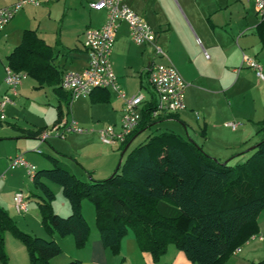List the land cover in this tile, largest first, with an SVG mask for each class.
I'll list each match as a JSON object with an SVG mask.
<instances>
[{
	"label": "crops",
	"instance_id": "1",
	"mask_svg": "<svg viewBox=\"0 0 264 264\" xmlns=\"http://www.w3.org/2000/svg\"><path fill=\"white\" fill-rule=\"evenodd\" d=\"M16 1L0 0V7ZM47 1L41 0L36 6L48 3L46 22L51 25L57 21L60 24L58 33L50 26L49 29L40 27V22L36 28L25 27V24H30L31 4L25 5L26 11L16 16L23 8L19 10L0 32V99L4 96L11 99L4 108L5 120H0V124L8 123L10 126H5V129L14 126L21 131L20 136H34L40 142L51 136L63 138L60 143L49 142L50 154L47 157L52 156L67 165L79 179L89 181L108 177L116 169L124 148L125 152L128 151L135 146L132 144L136 139L139 143L151 132L173 131L194 141L218 161L231 160L233 163L244 161L248 152L264 138V79H258L254 70L243 63V56L254 58L264 71V23H261L252 0H168L172 15L164 18H157L143 7L136 10L129 2L132 9L157 32L155 43L166 56L154 58L153 46L132 42L127 26L121 23L110 55L118 85L127 96L142 93V107L155 101L147 79L148 66L153 60L171 63L187 83L185 108L177 113L160 114L152 119L149 127L137 130L126 143L113 145L103 144L97 132L106 125H113L116 129L120 125L124 100L111 88L94 89L87 96L71 100L66 106V100L70 98L62 88L56 91L48 85L38 87L33 78L26 76L28 82L21 81L17 93L13 94L3 81L7 56L20 43L25 29H35L52 47L55 54L53 63L61 72L85 68L87 55L82 44L83 32L87 27L101 26L105 21V10L90 8L88 2L91 0ZM41 91L43 95L40 98L36 95ZM22 96L25 97L23 105L30 102L31 96L33 103L44 109V113L50 112L51 105L55 112H50V118H46L49 122L35 124L27 121L20 126L8 121L6 118L16 119L17 102ZM70 120L92 131L67 132L64 137L59 136L55 128ZM228 122L239 124L233 129L227 125ZM21 156L34 169H40L33 163L38 164L36 156ZM18 167L28 172L25 165ZM16 180L13 186L6 185V191L11 193L9 200L4 201V192L0 190V206L19 228L32 235L55 240L60 245L61 253L53 257L50 264H65L73 260H79L80 264H198L190 262L174 244H169L166 252L155 260L140 248L132 230L122 237L117 252L104 247L95 221V209L88 199L82 200V213L90 233L84 246L78 248L71 235L60 236L44 229L37 191L32 194H37L38 206L27 201V211L30 212L15 211L12 198L16 191H21L18 189L21 181ZM8 181L6 177L3 183ZM45 182L55 195L51 202L53 211L61 216L69 215L70 206L61 188ZM31 186L34 187L32 180ZM22 222L27 228L21 225ZM237 248L240 251L232 253L221 264H248L264 257V208L256 220V233ZM5 251L7 264H31L26 248L10 232L5 235Z\"/></svg>",
	"mask_w": 264,
	"mask_h": 264
},
{
	"label": "trees",
	"instance_id": "2",
	"mask_svg": "<svg viewBox=\"0 0 264 264\" xmlns=\"http://www.w3.org/2000/svg\"><path fill=\"white\" fill-rule=\"evenodd\" d=\"M264 23V20L261 21ZM52 47L35 29H25L20 43L7 56V66L33 78L38 87L60 91L63 72L53 61ZM71 100H66L69 106ZM155 101L141 107L137 127L152 124ZM264 123V122H263ZM53 166L34 169L31 180L40 191L41 223L48 233L71 235L76 247L86 243L90 227L82 213V200L95 209V221L104 247L119 250L122 237L132 230L144 251L157 260L169 244L190 262L221 264L247 238L256 233V220L264 208V138L242 162H220L194 141L173 131L151 132L124 153L108 177L83 181L70 168L48 156ZM45 181L60 186L70 213H55V195ZM10 232L26 248L31 264H50L61 253L52 239L22 231L0 206V262L7 264L5 235ZM65 264H80L73 260ZM248 264H264V257Z\"/></svg>",
	"mask_w": 264,
	"mask_h": 264
},
{
	"label": "built area",
	"instance_id": "3",
	"mask_svg": "<svg viewBox=\"0 0 264 264\" xmlns=\"http://www.w3.org/2000/svg\"><path fill=\"white\" fill-rule=\"evenodd\" d=\"M260 20H264V0H252ZM41 0H17L16 2L0 7V32L8 21L25 5H39ZM88 5L92 9L105 10L104 23L99 27H87L83 32V48L87 55L86 66L81 71L67 70L63 72L60 86L75 100L89 95L97 88H111L117 96L124 100V109L119 128L106 125L98 129L103 144L113 145L123 143L137 127L141 117V105L144 95L138 93L127 96L117 83L116 75L112 69L110 55L115 42L116 34L121 23L127 26L128 35L137 45L149 44L153 46V57H165L162 48L156 45L157 32L136 12L129 4V0H91ZM208 57L207 54H205ZM243 63L252 68L258 79H264L262 66L254 59L243 56ZM27 75L22 71H14L5 67L3 81L8 89L17 93V88ZM148 83L155 95V107L151 112L152 118L162 113H177L185 108L184 90L187 85L179 71L171 63L152 61L147 68ZM11 99L4 96L0 99V120H5L4 108ZM238 122H228L231 128H236ZM92 131L80 127L74 120L64 122L55 128V132L64 137L67 132L85 133ZM46 135H43L45 138ZM12 166L25 165L28 173L32 175L34 167L27 164L21 155L9 158ZM14 209L17 213H24L28 209L27 200L22 191L14 193ZM261 238V237H260ZM240 251L236 248L233 253Z\"/></svg>",
	"mask_w": 264,
	"mask_h": 264
},
{
	"label": "rangeland",
	"instance_id": "4",
	"mask_svg": "<svg viewBox=\"0 0 264 264\" xmlns=\"http://www.w3.org/2000/svg\"><path fill=\"white\" fill-rule=\"evenodd\" d=\"M51 0H48L47 2H50ZM55 1V0H52ZM56 2V1H55ZM130 4L136 9L139 10L140 8L142 9H147L149 12L151 11L154 13L157 18H164V17H170L172 15V11L169 7L168 0H130ZM48 3L44 4L41 3L40 6L36 5H30V24H25L26 28H36L37 25L40 22V27H46V29H49L52 27V29L55 31V33H58L59 26L60 24L55 21V23H49L46 22L48 19ZM26 11L25 8H23L18 14H21V12ZM15 16V17H16ZM26 21V19H23V22ZM27 23V22H26ZM28 25V26H27ZM50 26V27H49ZM41 28V29H42ZM53 31V33H54ZM22 81L28 82L25 80V78L22 79ZM30 89H28L29 91ZM43 95V91L37 93L36 96L40 97ZM30 102L27 103L26 105H23V102L25 101V97L22 96V99H19V102H17V112H16V119L11 120L6 118L8 121H14L20 126H23L26 124L27 121L30 123H48L49 120H46V118H50L51 113L55 112V109L50 105L49 108L50 112L49 113H44V109L38 108L34 103H33V98L30 96ZM45 106V105H44ZM47 106V105H46ZM44 124V125H45ZM10 126L8 123H2L0 124V190L3 191V197L5 198L4 201L9 200V197L11 193H8L7 184H12L15 182V180H20L21 185L18 187V189H21V191L26 195V200L29 201V204H36L37 194L34 196L32 193L36 192L40 193V191L33 186H31V176L28 174V172L25 169H22L21 167L18 166H12L10 157H14L16 155H31V156H36V162L35 163V168H50L53 166V162L50 161V159L47 157V155L50 154V149L49 147V142L53 143H60L63 141V138L57 137V136H51L47 139L45 142H40L38 139H36L34 136H20L21 131L16 128V127H9L8 129H5V126ZM2 127V128H1ZM50 128V126H47ZM16 137V138H15ZM138 143V139H136L133 145H136ZM35 145V146H33ZM34 150H40L42 153L36 152ZM62 163V162H60ZM46 165V166H41V165ZM38 165V166H37ZM9 178L8 183H3L5 181V178ZM16 180V181H17ZM49 182V181H48ZM52 186L55 187H60L59 185L50 182ZM15 189V188H14ZM38 206V205H37ZM30 212V211H27ZM21 225L25 228V224L22 222ZM22 231L27 232L26 230L20 228ZM29 233V232H27ZM8 263V260H7Z\"/></svg>",
	"mask_w": 264,
	"mask_h": 264
},
{
	"label": "water",
	"instance_id": "5",
	"mask_svg": "<svg viewBox=\"0 0 264 264\" xmlns=\"http://www.w3.org/2000/svg\"><path fill=\"white\" fill-rule=\"evenodd\" d=\"M125 150H126V148H124V150H123V152H122V154H121L120 160H119V162H118L116 168L120 165V163H121V159H122V155H123V153L125 152Z\"/></svg>",
	"mask_w": 264,
	"mask_h": 264
}]
</instances>
